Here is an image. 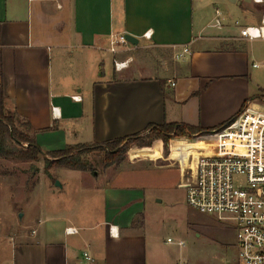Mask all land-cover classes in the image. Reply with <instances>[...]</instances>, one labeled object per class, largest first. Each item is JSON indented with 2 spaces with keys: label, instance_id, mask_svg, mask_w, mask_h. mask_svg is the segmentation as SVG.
I'll use <instances>...</instances> for the list:
<instances>
[{
  "label": "crops",
  "instance_id": "0c3cea01",
  "mask_svg": "<svg viewBox=\"0 0 264 264\" xmlns=\"http://www.w3.org/2000/svg\"><path fill=\"white\" fill-rule=\"evenodd\" d=\"M215 1L0 0V115L12 112L27 120L45 152L133 134L149 123L211 128L229 120L264 89V67L252 66L264 57V40L241 37L240 27L223 14L218 27L216 9L225 4ZM228 3L226 9L237 12L243 1ZM252 3L262 20L264 2ZM147 31L150 38L143 37ZM112 33H129L139 42L110 53ZM185 46L190 53L177 58ZM142 50L152 53L150 61L137 58L130 65L129 53ZM89 51L96 53L95 73L82 77L76 68L68 75L70 59L76 54L86 62ZM104 52L112 72L99 75ZM120 57L130 62L117 71L113 60ZM148 67L157 72L138 74ZM250 103L264 111L261 100ZM82 172L92 177L88 170L54 164L46 188L58 181L64 189L67 178ZM124 173L111 165L96 175L101 182L88 189L98 193L97 216L46 206L32 222L24 217L23 229L5 238L0 233V264H82L85 250L93 264H149L145 187ZM68 227L77 232L68 234Z\"/></svg>",
  "mask_w": 264,
  "mask_h": 264
},
{
  "label": "rangeland",
  "instance_id": "374dc122",
  "mask_svg": "<svg viewBox=\"0 0 264 264\" xmlns=\"http://www.w3.org/2000/svg\"><path fill=\"white\" fill-rule=\"evenodd\" d=\"M205 1L206 4L211 5L216 2L215 0ZM242 1L243 4L237 12H229L226 9L229 7H226L229 4L228 0H224L225 5H220V7L225 19L235 23L238 28L245 24L260 25L261 19L258 12L253 11L255 6L252 0ZM261 43L264 45V42ZM106 53H102L105 55L104 65L96 70L99 75L112 72L111 56ZM129 54L132 56L130 65L136 63L137 58L150 61L152 57V53L146 50ZM88 55V61L83 62L75 54L74 58L69 61L71 73L69 72L68 75L75 73L76 68L81 71L82 77L91 75L93 73L92 61L96 53L89 51ZM155 72L157 71L151 67L138 70V74ZM246 113L250 117L255 114L264 117L262 109L250 107L242 118ZM17 125L23 129L20 123ZM234 129L235 127L228 131L235 132ZM147 135L151 136L147 132L143 134V139H149ZM217 137L219 135H199L190 138V141L182 145H177L174 140L187 138H173L170 140L168 154L163 149H150L156 144H159V148H164L161 139H154L150 147L138 144L136 141L129 142L126 148V159L121 164L114 165L119 166L122 172H126L123 176L130 175L129 182L145 187L144 216L148 224L149 264L238 263V246L234 227L215 216L198 212L186 201L187 184L195 180L196 168L186 160L184 165L181 158L186 159L190 154L195 161L199 157L201 144H210L209 141H215ZM87 158L92 166L88 170L92 177L89 178L87 172L77 173L67 178V186L64 189L58 185V181L54 184L49 181L47 189L45 182L48 180L44 178L48 173L44 170L43 157L34 161L0 156V233L3 238L9 231L17 232L19 228H22L24 217L32 222L36 214L46 206H52L67 214L76 211L81 214V217L100 214L99 198L96 196L98 193L92 189L89 191L88 188L101 182L96 175L105 170L104 153L96 150L88 154ZM178 158L181 162L177 164H164L166 162L173 164ZM121 181L126 182L124 178ZM169 238L172 241H168ZM180 241L182 245L179 244ZM15 244L16 241L13 242V247ZM10 247L13 249L12 242H10Z\"/></svg>",
  "mask_w": 264,
  "mask_h": 264
},
{
  "label": "built area",
  "instance_id": "2783aa9c",
  "mask_svg": "<svg viewBox=\"0 0 264 264\" xmlns=\"http://www.w3.org/2000/svg\"><path fill=\"white\" fill-rule=\"evenodd\" d=\"M215 21L218 27L222 26L219 8L216 9ZM240 35L248 40L264 39V13L260 25L241 26ZM143 37L150 38L151 33L147 31ZM131 44L125 33H112L108 50L117 53ZM189 53L185 46L176 57L182 58ZM129 62L128 58H114V68L120 71L128 67ZM252 66L264 67V57L254 61ZM73 98L80 100L81 96L74 95ZM251 105L224 129L207 134L219 135L215 141H209L213 154L201 155L195 161L189 154L185 159L196 168L195 180L187 186L186 201L198 212L215 216L234 227L238 246L237 264H264V117L255 114L242 118ZM234 126L235 134H223ZM66 232L76 233L77 228L68 227ZM179 244L182 245V242ZM82 261V264H93L87 250L82 253Z\"/></svg>",
  "mask_w": 264,
  "mask_h": 264
},
{
  "label": "trees",
  "instance_id": "16d2710c",
  "mask_svg": "<svg viewBox=\"0 0 264 264\" xmlns=\"http://www.w3.org/2000/svg\"><path fill=\"white\" fill-rule=\"evenodd\" d=\"M254 99H259L264 103V89H261L258 94L252 95L247 99L239 113ZM237 115L211 128L178 122L149 123L144 130L133 134L104 142L76 144L68 146L65 149L45 152L38 146L35 138L36 130L32 128L27 120L20 119L16 113H3L0 115V156L17 160L34 161L43 157L45 172L49 173V168L54 164L70 169L90 170L92 166L87 155L93 151L100 150L104 153L105 166L119 165L126 159V148L129 142L136 141L138 144L150 147L154 139H161L164 148H159V144H156L150 149H163L168 154L171 139L187 138L174 140L178 145H182L195 136H203L224 129L234 121ZM17 123H20L23 129H20ZM230 129L223 131V133ZM147 132L151 136L147 135L149 139L146 140L142 136Z\"/></svg>",
  "mask_w": 264,
  "mask_h": 264
},
{
  "label": "bare ground",
  "instance_id": "6f19581e",
  "mask_svg": "<svg viewBox=\"0 0 264 264\" xmlns=\"http://www.w3.org/2000/svg\"><path fill=\"white\" fill-rule=\"evenodd\" d=\"M243 118H245V116ZM231 133L235 134V132H229L226 135H231ZM204 146H208V149L206 150V152H203V147ZM204 150H205V147H204ZM211 154H213V151L211 149V145L208 144V143L201 144V150L199 151V156H201V155H211Z\"/></svg>",
  "mask_w": 264,
  "mask_h": 264
},
{
  "label": "water",
  "instance_id": "95a60500",
  "mask_svg": "<svg viewBox=\"0 0 264 264\" xmlns=\"http://www.w3.org/2000/svg\"><path fill=\"white\" fill-rule=\"evenodd\" d=\"M125 37L132 43V44H137L139 42V39L129 33H125ZM58 185H60V183L58 182ZM21 217V215H20Z\"/></svg>",
  "mask_w": 264,
  "mask_h": 264
}]
</instances>
